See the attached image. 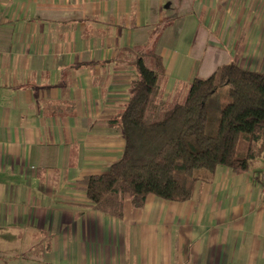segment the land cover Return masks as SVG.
<instances>
[{"label": "crops", "instance_id": "obj_1", "mask_svg": "<svg viewBox=\"0 0 264 264\" xmlns=\"http://www.w3.org/2000/svg\"><path fill=\"white\" fill-rule=\"evenodd\" d=\"M138 58L166 99L230 62L264 73V0H0V264H264V157L185 202L90 207Z\"/></svg>", "mask_w": 264, "mask_h": 264}, {"label": "trees", "instance_id": "obj_2", "mask_svg": "<svg viewBox=\"0 0 264 264\" xmlns=\"http://www.w3.org/2000/svg\"><path fill=\"white\" fill-rule=\"evenodd\" d=\"M136 67L129 102L117 121L123 153L106 173L79 183L92 209L120 219L127 201L134 208L144 207L149 196L185 202L201 170L226 167L241 174L264 157V73L230 62L207 78L196 76L186 97L170 103L159 61L153 69L138 58Z\"/></svg>", "mask_w": 264, "mask_h": 264}, {"label": "rangeland", "instance_id": "obj_3", "mask_svg": "<svg viewBox=\"0 0 264 264\" xmlns=\"http://www.w3.org/2000/svg\"><path fill=\"white\" fill-rule=\"evenodd\" d=\"M188 89H189V88H187V89L184 91V93H183V95L180 97V99H179V98H175V96H171L170 98H168L169 102H170V103H173V102H176L177 100H183V99L186 97V95H187ZM221 91H222V93L224 94L223 103H224V105H225V104L229 103V98H228L227 96H225V94H226V92H227V86L222 87V88H221ZM178 92H180V91H178ZM201 171H205V170H201ZM205 172H206V171H205ZM198 173H199V172H197V174H198ZM206 173H207V172H206Z\"/></svg>", "mask_w": 264, "mask_h": 264}]
</instances>
